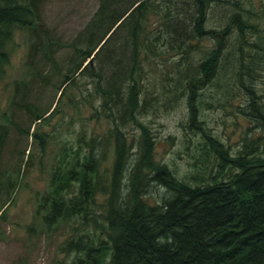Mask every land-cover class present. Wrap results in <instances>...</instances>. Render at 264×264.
<instances>
[{"label": "trees", "instance_id": "16d2710c", "mask_svg": "<svg viewBox=\"0 0 264 264\" xmlns=\"http://www.w3.org/2000/svg\"><path fill=\"white\" fill-rule=\"evenodd\" d=\"M42 1L0 0V79L16 28L33 39L30 70L53 62L54 42L40 20ZM250 2L98 0L65 44L71 52L68 68L59 69L55 108L31 111L29 87L15 83L10 104L28 111L31 143L39 140L42 152L45 136L39 132L56 114L80 122L72 142L52 139L48 190L34 215L45 232L72 222L59 245L71 256L68 264H264V93L255 83L257 67L264 65V0L258 13ZM154 78L170 82V97L185 103L184 129L195 140L192 160L204 177L179 179L155 158V138L140 122L156 99ZM208 84L214 108L227 112L240 98L235 110L250 122L235 151L199 118L198 104L206 100L197 90ZM102 123L105 134L98 131ZM130 127L138 137H128ZM5 132L0 129V152ZM157 187L162 195L153 204ZM9 204L0 203V218Z\"/></svg>", "mask_w": 264, "mask_h": 264}, {"label": "rangeland", "instance_id": "374dc122", "mask_svg": "<svg viewBox=\"0 0 264 264\" xmlns=\"http://www.w3.org/2000/svg\"><path fill=\"white\" fill-rule=\"evenodd\" d=\"M242 1L246 3V0ZM250 1L253 12L261 11L260 0ZM97 4L98 0L42 1L40 20L42 27L49 31L54 42L51 51L53 62L47 65L34 64L35 71L26 66L30 47L28 41L33 42L32 37L21 28H16L12 33L9 62L0 79V129L6 130L0 152V203H6L7 200L10 202L0 218V264H68L71 259V256L66 257L59 252V245L67 237L66 233L69 232L72 222L58 224L45 232V227L34 215L38 198L48 190L51 154L56 151L52 139L72 142L69 137L80 128V122L74 117L65 120V116L56 114L50 119L49 125L39 132L45 136L46 149L42 152L39 140L31 143L29 134L33 129L28 132L31 119L28 111L11 105L10 101L14 96L13 87L18 82L21 87H29L26 103L33 107L31 111L37 108L39 112L48 110L49 114L55 108L60 94V91H57L61 75L59 69L64 72L65 68H68L66 60L71 52L65 44L77 36L95 12ZM212 13L215 19H220V12ZM208 25L212 26V23L209 22ZM204 44L207 45V42ZM257 69L256 88L264 93V65ZM44 79L45 83L40 81ZM169 84L170 82H159L158 78L152 79L150 88L156 99L151 101L146 114L140 117V122L155 138V158L172 170L179 179H191L198 175L204 177L199 162L192 160L195 140L190 139L191 133L184 129L186 105L179 97H170ZM163 85L167 90H164ZM197 92L206 100L204 106L198 104L200 120L219 140L235 151L242 139L247 137L250 123L235 110L240 104V98H235L234 105L224 112L214 108L209 100V96L213 94L212 86L205 85ZM18 103L22 105V99H19ZM70 112L72 113V110ZM88 114L89 112L86 116ZM86 130V133L91 132V125H88ZM98 131L105 134L106 124H100ZM126 132L128 137H138L139 131L136 127H130ZM251 134L254 137L256 133L251 131ZM132 146L133 149L130 150L133 154L137 146ZM29 147L31 156L25 162L26 150ZM11 182H17V187L8 197L7 189ZM161 193L158 187L152 190L150 202H158Z\"/></svg>", "mask_w": 264, "mask_h": 264}, {"label": "bare ground", "instance_id": "6f19581e", "mask_svg": "<svg viewBox=\"0 0 264 264\" xmlns=\"http://www.w3.org/2000/svg\"><path fill=\"white\" fill-rule=\"evenodd\" d=\"M61 180V179H60Z\"/></svg>", "mask_w": 264, "mask_h": 264}]
</instances>
